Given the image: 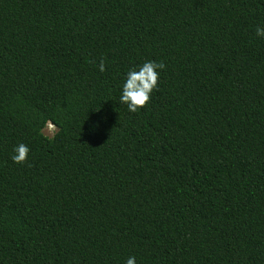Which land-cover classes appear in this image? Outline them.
Segmentation results:
<instances>
[{
	"label": "trees",
	"instance_id": "1",
	"mask_svg": "<svg viewBox=\"0 0 264 264\" xmlns=\"http://www.w3.org/2000/svg\"><path fill=\"white\" fill-rule=\"evenodd\" d=\"M258 25L264 0H0V264H264Z\"/></svg>",
	"mask_w": 264,
	"mask_h": 264
},
{
	"label": "clouds",
	"instance_id": "2",
	"mask_svg": "<svg viewBox=\"0 0 264 264\" xmlns=\"http://www.w3.org/2000/svg\"><path fill=\"white\" fill-rule=\"evenodd\" d=\"M255 35L259 39H264V25H258L255 29ZM163 62L145 61L138 69H130L123 81L119 101L127 107L130 113H137L143 110L150 102L152 94L158 89V80L160 72L165 69ZM98 70L103 73L105 62L100 60ZM100 127L98 121L93 125V131ZM30 148L25 143H19L13 149L10 159L16 164H24L27 162ZM125 264H136V257L129 256Z\"/></svg>",
	"mask_w": 264,
	"mask_h": 264
},
{
	"label": "rangeland",
	"instance_id": "3",
	"mask_svg": "<svg viewBox=\"0 0 264 264\" xmlns=\"http://www.w3.org/2000/svg\"><path fill=\"white\" fill-rule=\"evenodd\" d=\"M56 131H57V129L54 126L49 125L45 129L44 133H45V135H47L49 137H52V136H54V134L56 133Z\"/></svg>",
	"mask_w": 264,
	"mask_h": 264
}]
</instances>
